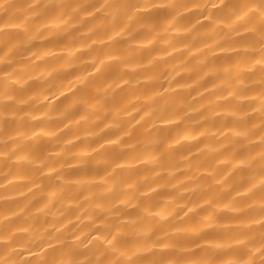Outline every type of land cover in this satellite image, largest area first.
I'll return each instance as SVG.
<instances>
[{"label":"clouds","instance_id":"clouds-1","mask_svg":"<svg viewBox=\"0 0 264 264\" xmlns=\"http://www.w3.org/2000/svg\"><path fill=\"white\" fill-rule=\"evenodd\" d=\"M0 264H264V0H0Z\"/></svg>","mask_w":264,"mask_h":264}]
</instances>
